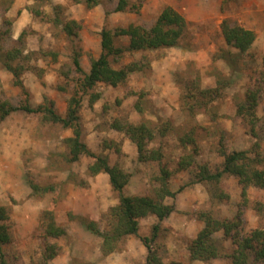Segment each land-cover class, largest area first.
<instances>
[{"label":"rangeland","instance_id":"1","mask_svg":"<svg viewBox=\"0 0 264 264\" xmlns=\"http://www.w3.org/2000/svg\"><path fill=\"white\" fill-rule=\"evenodd\" d=\"M94 1L0 0V30H9L8 34L1 35L0 53L19 50L21 57L13 64L22 66L21 80L25 87L23 90L16 85L13 73L0 62L1 102L15 107L46 105L66 117L70 100H81L82 140L93 152L106 156L111 166L116 165L130 175L124 189L128 196L148 195L151 186L145 166L137 160L136 145L125 133L111 127L117 120L170 125L166 136L154 140L151 148L161 147L164 152L165 163L173 174L169 182L172 191L190 182V176L177 166L180 157L189 151V148L184 150L180 136L193 127H197L193 136L198 150L196 159L212 171L223 166L224 159L218 152L221 141L229 151H247L258 143L264 155L261 129L264 91L255 110L260 138L250 136L245 120L236 117L238 103L244 100L247 91L264 87L260 76L264 71V0H127L124 11L117 10L120 0ZM167 6L188 22V32L180 47L126 53L113 61L114 68L133 61L146 68L131 74L117 88L100 83L85 92L83 76L76 73L72 62L74 51L80 53L81 66L88 73L92 61L101 54L103 29H126L130 25L151 28ZM38 11L44 15H37ZM56 17L63 24L76 21L81 26L78 36L69 38L62 26L54 22ZM225 19L256 34L246 60L232 68L219 58L222 51L236 52L226 46L222 36L221 25ZM128 44L127 36L115 38L116 47ZM192 85L197 87L195 94L198 95L202 90L219 88V92L206 97L199 95L201 102H208L207 108L188 111L187 104L192 101L185 99L186 88ZM93 95H100V99L91 105ZM138 103L145 110L143 115L135 108ZM222 136L224 139L220 141ZM72 137L73 129L60 123L43 122L41 116L22 110L12 113L0 124V206L10 208L12 223L11 242L4 251L10 257L18 256L20 264H129L123 252L130 244L137 259L145 264L148 252L139 237H152L157 223L155 217H146L150 218L151 226L148 219L144 220L139 237L125 238L120 251L113 253L106 252L102 239L85 230L77 218L95 221L102 231H108L110 210L118 205L119 199L107 174L95 177L89 174L91 158L82 156L70 162L66 140ZM29 181L50 188L49 192L33 195ZM221 188L230 195L225 202H211L204 184L187 186L176 199L166 200V204L176 205L168 223L180 225L181 232H172L165 226L166 229H161L154 248L162 264L187 262L188 245L205 227V222L198 219L199 211L209 209L219 220H232L241 212L239 232L248 233L262 227L264 216L256 207L258 203L264 205V189L249 188L248 201H244L235 177L224 176ZM100 202L104 207L99 206ZM99 208H103L102 214L96 212ZM48 212L54 214L56 224L66 235L44 237ZM88 213L92 216H87ZM183 222L187 229L183 228ZM213 239L227 253L232 252L231 239L223 231L215 232ZM51 246L58 257L46 260L45 256L56 252L47 251ZM252 261L251 264H264V261ZM201 262L194 264H232L228 257Z\"/></svg>","mask_w":264,"mask_h":264},{"label":"trees","instance_id":"2","mask_svg":"<svg viewBox=\"0 0 264 264\" xmlns=\"http://www.w3.org/2000/svg\"><path fill=\"white\" fill-rule=\"evenodd\" d=\"M94 0H88V2ZM231 1V0H230ZM128 7L127 0H120L118 11H124ZM37 15H44L42 12H36ZM49 20L50 17L46 16ZM57 25L62 26L63 32L69 38L77 37L81 26L76 21L63 22L56 17L54 21ZM10 26V25H9ZM222 36L227 47L234 49L232 51H222L220 59L227 62L230 67L244 62L246 56L252 49L256 34L250 29H246L233 22L230 19H225L221 25ZM9 30L2 32L0 30V39L2 34H8ZM188 32V22L186 18L176 11L171 6L163 9L156 22L151 28L142 26L130 25L126 29L116 28L113 30L103 29L101 32V54L98 59L91 63V68L86 73L80 63V53L74 51L73 65L76 73L83 76V87L85 92L93 89L100 83L117 88L125 84L131 74L143 71L146 67L144 64L130 62L129 64L114 68L113 61L124 57L126 53H138L153 51L163 48L180 47L181 42L185 39ZM128 37L129 44L125 47H116V37ZM20 52L18 49L10 50L5 55L0 53V62L4 68L13 73L15 84L25 89L21 80L22 66L14 65L13 63L19 58ZM57 57V54H54ZM148 70V69H147ZM261 79L264 82V71L260 73ZM197 87L194 85L186 88L185 99L191 100L188 106V111H194L196 107L202 109L207 108L208 102L204 103L199 100V95L208 96L217 94L219 88L214 90L200 91L199 95L195 94ZM264 91L263 85L254 87L247 91L244 100L238 103L237 118H243L248 127V134L253 138H260V129L258 127L259 119L255 110L257 109L261 92ZM100 99V95L91 97V105ZM204 101V100H202ZM188 102V101H187ZM140 103V102H139ZM136 104L135 108L141 115L144 114V109L140 104ZM81 100L72 98L69 102L67 116L63 117L55 112L53 108L48 106L32 107L29 104L15 107L9 102L0 101V124L3 123L9 115L22 110L28 114H36L42 117L43 122H52L63 124L65 128H71L74 132V137L66 140L69 147L70 162L78 161L82 156H87L93 160L89 166V174L93 177L100 173H105L109 176L112 190L118 195L119 203L110 210V229L102 231L97 222L88 220L87 218L77 217L83 228L93 235L102 239V248L113 253L120 251L121 244L125 238L130 236L139 237L140 220L146 217H155L158 223L153 226L152 237H139L147 249L148 255L145 264H162V259L157 255L154 248L156 240L159 238V233L163 228L162 224L176 211V205L166 204L167 199H176L177 196L187 186L194 187L197 184H204L211 198V202H225L230 199V195L224 192L221 188V180L224 176L235 177L238 180L239 186L242 189V197L244 201H248L247 192L249 188L264 189V155L261 152L258 143H255L252 149L245 151H229L224 145L223 138H220L219 154L223 157V166L218 171H212L208 165L200 164L196 156L198 150L195 148L194 134L197 132V127H193L189 132L180 136V142L184 150L189 151L184 153L178 162V169L187 173L190 176V182L182 186L177 191H172L169 182L172 178V171L165 163V155L161 147L151 148V144L157 138L165 137L170 130L169 124L155 123L151 126L150 122H142L133 124L131 122L115 121L112 128L118 132L125 133L137 147V160L145 166L150 181L151 193L144 196H128L124 193L125 187L128 185L130 175L123 171L118 166H111L106 156H102L93 152L86 143L82 140V127L80 121ZM262 132H264V120H262ZM32 194L44 195L49 192L50 188H45L35 183L28 182ZM209 188V189H208ZM54 191V188H51ZM57 200V197L54 199ZM257 210L261 216H264V205L257 204ZM213 209V208H210ZM209 210V209H208ZM199 211L198 219L205 222V227L198 234L197 238L192 240L187 248L188 260L185 263L172 262L171 264H193L195 261L209 263L215 259L230 258L232 264H251L252 262L264 261V222L262 227L256 228L251 232H239L238 223L242 220V213L239 212L232 220H219L214 217L212 211ZM72 218L73 215H71ZM44 227L45 238H59L66 235V231L59 227L55 222V217L52 212L47 213V221ZM11 210L9 207L0 206V264H20L18 256H9L4 247L11 242L9 230L11 228ZM217 231H223L225 237H229L232 242V252L227 253L225 249L220 248L219 243L213 239V235ZM56 249L51 246L47 251ZM58 257V253H49L45 256L46 260H52Z\"/></svg>","mask_w":264,"mask_h":264},{"label":"crops","instance_id":"3","mask_svg":"<svg viewBox=\"0 0 264 264\" xmlns=\"http://www.w3.org/2000/svg\"><path fill=\"white\" fill-rule=\"evenodd\" d=\"M99 176V175H98ZM170 199V198H169ZM168 199V200H169ZM166 202V201H165ZM78 204H80V203H78ZM99 204V206H102V207H104L103 206V202H100V203H98ZM86 208H88V205L86 206ZM100 209H101V211H100ZM97 213H103V208H99V211H96ZM84 214V213H83ZM87 216H92V215H90L89 213L88 214H86ZM101 216V215H100ZM98 217H99V215H98ZM172 216H170L169 218H167L165 221H164V223L162 224V226H163V229H166V228H168V229H170L172 232H176V233H178V232H181V226L180 225H173V224H170V223H168V221H170V218H171ZM148 219V223H149V220H150V218H147ZM146 218L145 219H142L141 221H140V226H142V222L144 221V220H147ZM157 219V218H156ZM155 222H157L158 223V220L157 221H155ZM156 223V224H157ZM183 224L185 225L183 228H185V229H187V226H186V222H183ZM149 226H151V223H149L148 224ZM155 225V224H154ZM166 228H165V227ZM167 226H169V227H167ZM198 226H201V224H200V222H198ZM180 229V230H179ZM183 232V231H182ZM142 246H144V245H142ZM130 244L129 245H127V251H125V252H123V255H125L126 254V256L128 257V262H129V264H143V261L141 260H139V259H137V257H136V255H134V249H130ZM143 250V249H142ZM144 250H146L147 251V249H146V247L144 246ZM142 259H143V257H142ZM195 262H199V261H195ZM194 262V263H195ZM193 263V264H194ZM202 263V262H201Z\"/></svg>","mask_w":264,"mask_h":264}]
</instances>
